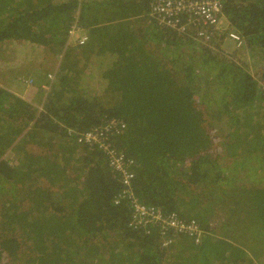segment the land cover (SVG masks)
<instances>
[{
  "label": "trees",
  "instance_id": "1",
  "mask_svg": "<svg viewBox=\"0 0 264 264\" xmlns=\"http://www.w3.org/2000/svg\"><path fill=\"white\" fill-rule=\"evenodd\" d=\"M149 3L0 0L1 50L25 55L35 44L45 61L59 59L55 83L30 63L11 75L48 86L41 109L0 86V264L264 262V0H225L227 29L244 40L238 51H225L224 32L204 45L193 31L159 27ZM75 17L90 36L80 47L67 44ZM109 119L125 124L112 142L133 160L139 201L200 223L199 243L179 237L162 247L155 229L129 227L131 209L114 204L121 185L106 156L75 136ZM255 160L261 178L251 187L243 175ZM232 180L217 204L218 184ZM218 211L227 215L223 230L234 212L240 230L251 221L253 242L215 235L209 223Z\"/></svg>",
  "mask_w": 264,
  "mask_h": 264
},
{
  "label": "built area",
  "instance_id": "2",
  "mask_svg": "<svg viewBox=\"0 0 264 264\" xmlns=\"http://www.w3.org/2000/svg\"><path fill=\"white\" fill-rule=\"evenodd\" d=\"M224 2L225 0H150L147 16L159 27L169 29L178 35L193 31L194 37L204 45L210 43L213 37H220V33L224 32V41L234 43L232 49L242 50L243 37L236 31L227 29L228 23L223 16ZM87 40L88 35L75 17L67 30V44L81 46ZM47 78L52 79V75L48 73ZM43 85L45 84H41L40 87L45 89ZM124 128L123 121L109 119L102 121L97 129L75 133L78 143L91 145L106 156L109 169L117 176L121 190L115 197L114 204L126 201L131 209L129 227L144 232L155 229L162 239V247H168L179 237H188L193 239L195 244L199 243L203 233L200 223L195 220H183L174 213L164 214L158 208L142 203L135 195L133 185L136 176L133 160L126 157L112 142L123 133Z\"/></svg>",
  "mask_w": 264,
  "mask_h": 264
},
{
  "label": "rangeland",
  "instance_id": "3",
  "mask_svg": "<svg viewBox=\"0 0 264 264\" xmlns=\"http://www.w3.org/2000/svg\"><path fill=\"white\" fill-rule=\"evenodd\" d=\"M222 22H224V21H222ZM79 23L81 24L80 21H79ZM124 30L125 31H129V30H126V29H124ZM142 34L144 35L145 32H143ZM129 37H133V36H129ZM134 37H137V36H134ZM135 40H137V39H135ZM133 43L137 44L136 41H133ZM143 44H144V46H147L145 43H143ZM92 45L93 46L96 45L98 47L97 41L95 39H92ZM233 45H234V43H232L229 40H226L225 41V46L226 47H224L225 51H234V49L232 50ZM3 48H5V47H1L0 48V62L6 60V65H5L6 69L3 67V64H0V76H3V80L6 77L7 78H11L12 73H11L10 69H16V68L19 69L22 65H28V63H30V65H32L31 64L32 62L35 63V64L41 63L40 65H42V66L45 65V66H43L44 69H47V68L48 69H52V71L49 72L52 75V79H50V80L48 79V81L53 82L56 79L55 74H56V70H57V67H56L57 63L56 64L54 63L53 57L51 59V57L49 56V57H47V59L45 61L44 58L42 57V54L40 52H34L33 54L31 53L30 55H19V53H20L19 50H16V49L14 50V49H11V48L9 49V48L6 47V51H2L1 49H3ZM145 48H147V47H145ZM17 52H19V53H17ZM28 53H30V51L26 50L24 54H28ZM233 55H234V57H237L238 55L240 56L239 52H236ZM37 56H39L40 58L36 59ZM11 57H15V58L11 59ZM12 60H14V61H12ZM249 70L251 72L254 71V69H249ZM257 73L260 74L261 73V69L257 70ZM3 80H0V86H2V87H4ZM56 80L54 81V83L56 82ZM27 85L28 84H25V83H22V82H16L15 83V86H16L15 89H16L18 94L13 93L11 91H9V92L13 93V95L16 96L17 98H19L20 100L22 99L25 102L31 103L30 105H34V107H36V106H38L37 102L40 101L43 98V93L40 92V93H37V94H34V95L32 93H30V95H27L26 94V91L28 89L26 87ZM43 86H45V89L48 88V86H46V84L43 85ZM215 143L216 144H215L214 150L217 151L220 148V145L217 144L218 143L217 138L215 139ZM36 150L38 151L39 149L36 148ZM11 156L12 155L9 156L7 154L5 157L7 159V157L10 158ZM228 161L231 162L232 159L230 158V160H228ZM245 161L246 160L244 159L243 163ZM257 163H258V161L255 160L254 163H253V167L248 169L249 170V171H247L249 173L248 176H247V174H246V176H244L245 173L243 175V177H245L248 180L247 182H248V184L251 185V187H255L257 181L260 180L259 178H261L260 172H256L255 173V171L253 170V169L256 168L255 164H257ZM225 167H226L227 174L231 178V174H233V172H232L233 170H232L231 165L228 163ZM235 187H236V184L233 183V180H232L231 184H230V182L229 183H224L222 185V187H220V184H218V186H217L218 189L216 190V192L214 194H212V196L214 198V201L217 204H219V203H221L222 201L225 200L224 199L225 192H223L221 190V188H228V190H230V189L233 190V189H235ZM213 208H214V206L212 207V209ZM235 215H236V212L231 214V217L233 218V224H231L232 225V229H228V231H227L226 228L223 230V228L225 227V223L227 222V215L224 214L223 212H219L218 211L215 214V216L213 217V219L211 220L210 227L212 228V231L214 232L215 235L221 237L222 239H225L226 238L225 235L228 233V237L233 240V241H230L228 239V241L231 242V243H237V240L243 241V242H240V243H243L244 245H247L251 241L253 242L254 238L257 236V233L254 230H256L257 228L251 223V221H247V228L240 230L239 226L237 225L238 224L237 223L238 222V219H237L238 217H236ZM222 223H223V225L221 226ZM244 241H246L247 243L245 244ZM249 247H253V245H251ZM254 249L247 250V256L253 258L254 253H256V251ZM260 249L261 248H259V252H260ZM256 259H258V262H256V263L263 264L262 263L263 260L260 257H256ZM176 262H178V260Z\"/></svg>",
  "mask_w": 264,
  "mask_h": 264
},
{
  "label": "crops",
  "instance_id": "4",
  "mask_svg": "<svg viewBox=\"0 0 264 264\" xmlns=\"http://www.w3.org/2000/svg\"><path fill=\"white\" fill-rule=\"evenodd\" d=\"M87 1H89V0H86V2ZM93 1V0H92ZM96 1H98V2H103V1H105V0H96ZM106 7H109V6H106ZM96 10V8L95 7H92V8H90V12H88L87 14H86V18H89L90 19V17H91V14L94 12ZM110 10H107L106 12L108 13ZM100 13H102L101 11H99ZM68 24H67V28H68V26H69V24L71 23V22H67ZM84 28V27H83ZM84 30H85V28H84ZM85 33L88 35V37H90L89 36V34L87 33V31L85 30ZM89 41V39L87 40V42ZM86 42V43H87ZM85 43V44H86ZM37 46V45H36ZM73 46V45H72ZM81 46H83V45H81ZM30 47H34L35 48V44H30ZM74 47V46H73ZM75 47H77V46H75ZM80 47V46H79ZM20 48V47H19ZM33 48V50H32V54L34 53V52H40V51H35V49ZM26 50H28V48H24L23 47V50H22V52L21 53H25V51ZM29 51H30V49H29ZM30 53V54H31ZM29 53L28 54H25V55H30ZM12 58H15V57H11V59ZM12 61H14V60H12ZM57 62L59 63V59H58V57H57ZM58 63H57V65H56V67L58 66ZM0 64H3V67L5 68V65H6V60L5 61H2V62H0ZM32 65H30L29 64V66L30 67H32V66H34L35 68H38V69H42V71L46 74V75H48V73L49 72H51V70L52 69H44L43 68V66L42 65H40V64H35V63H31ZM24 65H22V67H23ZM29 67V68H30ZM28 68V69H29ZM6 69V68H5ZM8 70V69H7ZM11 71V70H10ZM26 71V70H25ZM17 72H21V71H18L17 70V68L16 69H13V72L11 71V73H17ZM47 77V76H46ZM47 80H48V78H47ZM46 80V81H47ZM19 81H21V82H23V83H25V84H27V83H29V82H27V79H25V78H23V79H19ZM16 82H18V81H16L12 76H11V78H5L4 80H3V85H4V88H6L8 91H11V92H13V93H16V94H18L17 93V91H16V86H15V83ZM38 81H36L35 83H37ZM41 82V84H43L42 83V81H40ZM34 83V84H35ZM40 84V85H41ZM29 85V86H28ZM26 87L28 88L27 89V91H26V94L27 95H30V93H32L33 95L34 94H37V93H40L41 92V90L43 91L44 90V88H41V87H39V86H32L31 84H28ZM40 91V92H39ZM24 97V96H23ZM43 98H44V96H43ZM43 98L41 99V100H43ZM32 100V99H31ZM40 100V101H41ZM34 101V100H33ZM35 102V101H34ZM38 103V102H37ZM36 107H40V105L39 106H36ZM263 262V261H262ZM263 264H264V262H263Z\"/></svg>",
  "mask_w": 264,
  "mask_h": 264
},
{
  "label": "clouds",
  "instance_id": "5",
  "mask_svg": "<svg viewBox=\"0 0 264 264\" xmlns=\"http://www.w3.org/2000/svg\"><path fill=\"white\" fill-rule=\"evenodd\" d=\"M209 224H211V221H210V223H209ZM210 228H211V227H210ZM254 261H255V262H258V259H255ZM262 263H263V262H262ZM254 264H255V263H254Z\"/></svg>",
  "mask_w": 264,
  "mask_h": 264
}]
</instances>
